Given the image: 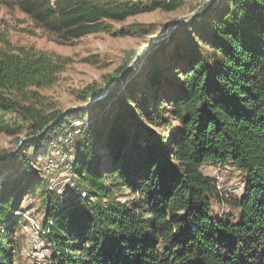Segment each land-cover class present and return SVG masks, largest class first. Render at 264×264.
<instances>
[{
    "label": "trees",
    "instance_id": "obj_1",
    "mask_svg": "<svg viewBox=\"0 0 264 264\" xmlns=\"http://www.w3.org/2000/svg\"><path fill=\"white\" fill-rule=\"evenodd\" d=\"M13 1L63 43L97 32L104 20L144 11L95 0ZM179 4L161 0L153 8L173 11ZM169 41L175 79L181 77L174 95L159 91L158 70L147 77L149 92L134 94L129 70L104 98L63 114L45 110L37 89L54 83L66 60L34 48L0 47V133L14 136L26 123V137L41 134L11 157L0 155L7 178L0 181V264L12 263L11 234L20 222L15 211L30 192L28 183L19 185L24 177L34 179L27 149L41 157L75 118L83 125L73 139L72 186L41 191V227L50 245L45 264H264V0H217L163 45ZM110 81L90 94L98 96ZM164 102L174 125L154 112ZM153 126L166 127L158 132ZM227 163L242 174L239 196H226L215 177L201 171ZM125 191L128 199L111 201ZM213 204L236 215L218 216Z\"/></svg>",
    "mask_w": 264,
    "mask_h": 264
},
{
    "label": "rangeland",
    "instance_id": "obj_2",
    "mask_svg": "<svg viewBox=\"0 0 264 264\" xmlns=\"http://www.w3.org/2000/svg\"><path fill=\"white\" fill-rule=\"evenodd\" d=\"M95 1L103 5L131 3L144 9V11L121 21L104 20L101 29L97 32L63 43L55 35L36 26L32 19L20 10L13 0H0L1 48L7 50H15L19 47L34 48L35 50L58 55L66 60L64 69L57 74L54 83L37 89V92L43 98L42 106L47 111H63L86 103L93 97L90 92L115 77L118 74V70L120 68L124 69L134 55L152 40L164 37L166 31L175 21L192 17L202 9L200 8V0H181L179 6L173 11H165L162 8L154 9L153 7L161 3V0ZM168 39L169 37L154 44L133 64L130 71L126 74L128 80L136 82L134 94L143 89L149 92L147 77L155 70H158L162 74L160 79L162 83L159 91L174 95L176 83L181 80V77L177 80L175 79L177 73L168 57L173 47V42L169 41L166 45H163ZM160 92L159 94H161ZM111 103L109 106L108 104L105 105V111H108L114 105ZM170 107L168 102H164L160 107L157 105L154 108V112H161V115L157 114L158 117L161 116L169 121L168 126L175 124L173 117L168 112ZM95 113L96 110L91 115ZM12 117L10 115L6 119H11ZM140 119L144 124L149 125L144 117L140 116ZM82 122V120L75 118L69 125L66 124L67 126L58 130L57 139L55 138L47 152L39 158H37L38 155L33 156V148L27 149V155L32 160L30 167L35 172L33 180L28 181L24 177L19 185L22 187L25 183H28L29 189L25 191H30L28 194L25 192L22 194L19 208L27 209L30 214L27 220L19 219L20 222L17 223L14 233L11 234L13 239L11 264H36L29 256L30 241L28 232L23 225L28 227L31 220L34 219L35 223L39 227L41 226L45 210L41 191L45 186L57 189L62 193L69 190L70 186H72L69 180L72 171L69 163L73 160V138L79 133V127L83 125ZM20 125H22V131L14 136L0 133V155L13 151L21 137L31 134L26 123H21ZM165 127L153 126L152 128L161 132ZM99 150L97 148V151ZM19 163L20 161H17L18 165ZM104 164L105 161H103ZM220 170H222L221 174L224 176L221 187V191L224 194H228V189H232L234 185L236 187L240 182L242 183V174L229 163L223 165V168L220 167ZM5 175L4 172H0V181L7 179ZM103 182L107 184L108 180L105 179ZM112 191L116 190L113 189ZM116 195H113L112 202H123L130 197L127 191L122 197L118 198ZM220 208L221 205H215L213 209L214 211H220ZM225 210L223 217L236 215V211L233 208L226 206Z\"/></svg>",
    "mask_w": 264,
    "mask_h": 264
},
{
    "label": "bare ground",
    "instance_id": "obj_3",
    "mask_svg": "<svg viewBox=\"0 0 264 264\" xmlns=\"http://www.w3.org/2000/svg\"><path fill=\"white\" fill-rule=\"evenodd\" d=\"M209 2H210V0H200V3H201L200 8L203 9ZM211 166H213V165L205 164V165L201 166L202 167L201 171L206 175H209L211 177H215L218 189H220V191H221L222 182L224 180V176L221 174L222 170H220V166H213L212 169H208L207 172H204V168H209ZM228 190H229V193L228 194L226 193L227 196H230V195L239 196L243 192V184L240 182L238 185H236V187L234 185V187H232V189L230 188ZM215 205H217V204L212 205V212L217 213L218 216L223 215L226 211L225 210L226 205L221 204L220 211H214L213 208ZM29 214H30V211H28L27 209H23V208H18L15 211V215H18L21 219H26V220L29 219ZM23 226L25 227V230L28 232V237H29V241H30L29 256H30L31 260L33 262H35L36 264H45L49 255H50V245L47 242V240L45 239V237L43 236L46 233L45 230H43L41 226L39 227V225H37V223H35L34 219L31 220L28 227L25 225H23Z\"/></svg>",
    "mask_w": 264,
    "mask_h": 264
},
{
    "label": "water",
    "instance_id": "obj_4",
    "mask_svg": "<svg viewBox=\"0 0 264 264\" xmlns=\"http://www.w3.org/2000/svg\"><path fill=\"white\" fill-rule=\"evenodd\" d=\"M217 0H215L212 4L206 6L205 8H203L202 10H200L197 14L193 15L192 17L186 18V19H180L175 21L172 26L166 31V35L164 37H160L157 39L152 40L147 46L143 47L138 53H136L134 55V57L130 60V62L128 63V65L118 74L116 75L108 84V86L106 87V89L99 94L96 97H93L92 99H90L89 101H87L84 104H80L74 107H70L66 110L62 111V114L67 112L70 109H74V108H84L87 107L89 105H92L94 103H96L97 101L101 100L102 98H104L109 92H111L113 86L116 84V82L122 77L124 76L133 66V64L148 50L150 49L154 44L161 42L163 39H166L167 37H169L171 35V33L176 29V27H178L181 24H185V23H190L195 19H199L200 17H202L207 11H209L210 9H212L215 4H216ZM53 124V123H51ZM50 124V125H51ZM41 134L39 135H35V136H28V137H21L19 139L18 144L16 145V147L13 149V151H11L10 153H8L7 157H11L20 147V145L28 140V139H32V138H38L40 137Z\"/></svg>",
    "mask_w": 264,
    "mask_h": 264
},
{
    "label": "built area",
    "instance_id": "obj_5",
    "mask_svg": "<svg viewBox=\"0 0 264 264\" xmlns=\"http://www.w3.org/2000/svg\"><path fill=\"white\" fill-rule=\"evenodd\" d=\"M213 166L209 167V168H204V172H207L208 169H212Z\"/></svg>",
    "mask_w": 264,
    "mask_h": 264
},
{
    "label": "crops",
    "instance_id": "obj_6",
    "mask_svg": "<svg viewBox=\"0 0 264 264\" xmlns=\"http://www.w3.org/2000/svg\"><path fill=\"white\" fill-rule=\"evenodd\" d=\"M181 1V0H180Z\"/></svg>",
    "mask_w": 264,
    "mask_h": 264
}]
</instances>
